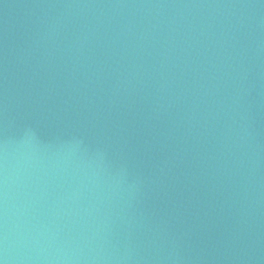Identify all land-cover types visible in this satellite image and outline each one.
I'll use <instances>...</instances> for the list:
<instances>
[{
	"label": "water",
	"instance_id": "water-1",
	"mask_svg": "<svg viewBox=\"0 0 264 264\" xmlns=\"http://www.w3.org/2000/svg\"><path fill=\"white\" fill-rule=\"evenodd\" d=\"M0 264H264V0H0Z\"/></svg>",
	"mask_w": 264,
	"mask_h": 264
}]
</instances>
